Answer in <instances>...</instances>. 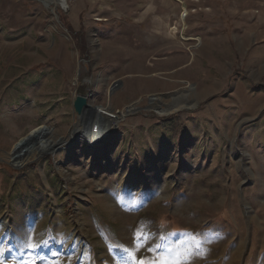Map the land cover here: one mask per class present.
Instances as JSON below:
<instances>
[{"label":"rangeland","instance_id":"1","mask_svg":"<svg viewBox=\"0 0 264 264\" xmlns=\"http://www.w3.org/2000/svg\"><path fill=\"white\" fill-rule=\"evenodd\" d=\"M66 1L0 0V264H264V0Z\"/></svg>","mask_w":264,"mask_h":264},{"label":"bare ground","instance_id":"2","mask_svg":"<svg viewBox=\"0 0 264 264\" xmlns=\"http://www.w3.org/2000/svg\"><path fill=\"white\" fill-rule=\"evenodd\" d=\"M42 2L46 9L53 15H55V11L57 8H60L63 11H66V0H37ZM65 6V8H63ZM181 107V106H180ZM152 110L155 109L157 111L158 115H164L170 112V109L157 105V103H153L151 105ZM99 109V108H98ZM133 110V108H131ZM100 112L99 110H96ZM86 113L83 114L82 116L85 117ZM124 113V112H123ZM122 112H119V116L116 117L115 115H112V119H110L107 122V128L103 127V124L100 123L101 120H104L101 116L97 115L95 113L93 116L89 112L90 115H88L91 119L85 123V126L82 128L78 127V124L75 125L74 129L69 133V138L72 139L77 133H81L82 136L89 142V143H94L95 141H98L99 139L105 138L108 135H110L116 128L119 123V121L124 117V114ZM121 114V115H120ZM76 117V116H75ZM81 117V116H79ZM102 118V119H100ZM77 118H75L76 122ZM80 120V119H79ZM83 122V121H82ZM67 143H72V140L68 141ZM59 143L56 142L53 139L46 140L44 143L39 144L37 146H33L30 149L26 151L23 155V159H29V158H37L39 156L45 155L50 152L51 147L53 145H58Z\"/></svg>","mask_w":264,"mask_h":264},{"label":"water","instance_id":"3","mask_svg":"<svg viewBox=\"0 0 264 264\" xmlns=\"http://www.w3.org/2000/svg\"><path fill=\"white\" fill-rule=\"evenodd\" d=\"M118 82L113 83V86H117ZM73 110L74 113L77 114L78 116H82L85 114V112H90L91 115L93 116L96 112L95 109H92L87 102V98L82 95H76L74 100H73ZM46 130V128H38L33 130L30 134H28L25 138L20 140L17 144V148L21 149L20 154H16L14 158H16L19 155H22L26 153L27 148H30L32 144H30L32 141H37L38 137L43 136V132Z\"/></svg>","mask_w":264,"mask_h":264},{"label":"crops","instance_id":"4","mask_svg":"<svg viewBox=\"0 0 264 264\" xmlns=\"http://www.w3.org/2000/svg\"><path fill=\"white\" fill-rule=\"evenodd\" d=\"M67 6H68V4H67ZM168 58H169V57H168ZM136 61L141 62V64H142L141 69H142V70H136V71H135L134 69H133V70L130 69V70H131V73H132V74H135V73H142V74L148 73L147 71L150 70V69L148 68V66H144V62H143L144 60L140 58V59H136ZM133 62H135V60H134ZM133 62H132V63H133ZM132 68H133V67H132ZM178 70H180L179 67L176 68V69H174V70H171V71H169V72H174V73H175V72H178ZM176 76L178 77L177 74H176ZM137 83H138L139 85H145V86L148 85V87L151 86V85H153V84H155L153 81H144V82H143V81H138Z\"/></svg>","mask_w":264,"mask_h":264},{"label":"snow or ice","instance_id":"5","mask_svg":"<svg viewBox=\"0 0 264 264\" xmlns=\"http://www.w3.org/2000/svg\"><path fill=\"white\" fill-rule=\"evenodd\" d=\"M32 247H34V245H31ZM138 264H152V262H148V261H139Z\"/></svg>","mask_w":264,"mask_h":264}]
</instances>
